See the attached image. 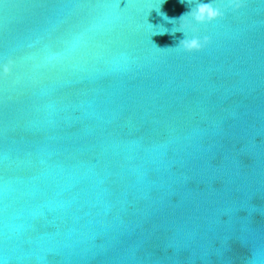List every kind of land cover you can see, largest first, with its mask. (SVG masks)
I'll return each mask as SVG.
<instances>
[{"label":"water","instance_id":"obj_1","mask_svg":"<svg viewBox=\"0 0 264 264\" xmlns=\"http://www.w3.org/2000/svg\"><path fill=\"white\" fill-rule=\"evenodd\" d=\"M194 6L0 0V264H264V0Z\"/></svg>","mask_w":264,"mask_h":264},{"label":"clouds","instance_id":"obj_2","mask_svg":"<svg viewBox=\"0 0 264 264\" xmlns=\"http://www.w3.org/2000/svg\"><path fill=\"white\" fill-rule=\"evenodd\" d=\"M182 3L185 0H181ZM188 5H195L191 7L190 11L182 14L178 20L176 18H172L170 20L171 23L174 21H184L186 17H190L191 21L195 22V25H203L210 23L214 20L221 19L224 15V9L221 7L214 5L212 2H201V0H186ZM244 6V0H228V7H231L233 11H238L241 7ZM167 20L169 19L166 14L160 13ZM174 24V23H173ZM187 26L191 28L192 32L195 34L197 29L192 26L191 23H188ZM185 25H181V28L176 31H181L185 34V39L179 42V45L174 48H181L182 50L192 53L202 51L209 43L210 38L208 36H204L200 38L198 35H193L189 38L187 32L184 30ZM174 29V28H173ZM167 31V30H166ZM164 32H160V34H164ZM176 31H172L175 33ZM159 48V47H158ZM14 62L8 60L6 63L0 64V71L3 72V75L7 77L13 71Z\"/></svg>","mask_w":264,"mask_h":264},{"label":"snow or ice","instance_id":"obj_3","mask_svg":"<svg viewBox=\"0 0 264 264\" xmlns=\"http://www.w3.org/2000/svg\"><path fill=\"white\" fill-rule=\"evenodd\" d=\"M221 4H223V6H224V15H223V17L221 19H224L225 18V14L228 11V9H231L232 11H233V9L231 7H228V0H221ZM214 21H216V20H214ZM214 21H212V22H214ZM212 22H210V23H212ZM0 64H3V63H0ZM10 75H8L7 77H9ZM4 78H5V76L3 75V72L0 71V79H4Z\"/></svg>","mask_w":264,"mask_h":264}]
</instances>
